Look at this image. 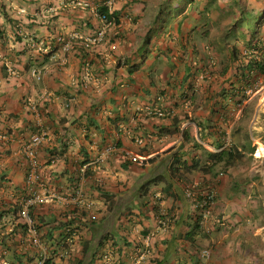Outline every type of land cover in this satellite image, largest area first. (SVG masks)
<instances>
[{"label":"crops","instance_id":"1","mask_svg":"<svg viewBox=\"0 0 264 264\" xmlns=\"http://www.w3.org/2000/svg\"><path fill=\"white\" fill-rule=\"evenodd\" d=\"M107 1L0 0V264H37L31 230L39 237L50 230L57 236L62 229L57 223L73 215L69 250L59 251L64 255L51 264H79L85 242L95 254L83 264H104V253L112 264H134L142 253L140 264H264V157L247 150L264 137V97L239 101L242 91L222 95L224 89L245 87L244 81L230 54L221 70L216 48L200 47L190 0L171 1L180 6L179 22L163 29L161 51L146 48L143 55L139 49L143 38L154 40L144 21L155 23L167 0H112L110 12L118 19L103 41L87 49L83 39L74 38L64 50L59 35L83 38L103 28L98 8ZM172 49L180 55L170 58ZM244 119L250 122L248 135L237 130ZM35 135L41 136L35 147L38 194L48 199L24 220L19 211L31 194L27 149ZM232 145L245 146V156L224 173L218 165L214 172L187 173L179 182L163 179L137 192L180 146L182 161L190 163L203 149L218 152ZM107 149L111 152L101 159ZM67 168L81 170L80 198L62 175ZM96 180L119 208L130 202L131 211L120 217L122 209L109 212ZM185 182L215 190L209 209H195Z\"/></svg>","mask_w":264,"mask_h":264},{"label":"trees","instance_id":"2","mask_svg":"<svg viewBox=\"0 0 264 264\" xmlns=\"http://www.w3.org/2000/svg\"><path fill=\"white\" fill-rule=\"evenodd\" d=\"M98 12L100 14L106 13V15L108 16V19L110 21L113 20V21L116 22L117 19H118L116 14H115V12H111V13L109 12V8H108L107 5H101L98 8ZM263 13L264 12H252V13L248 14L249 16H246L244 13H242L244 15H242V19L243 20H241L240 24H244V22L246 23V21L248 22L251 19V17H252V22H253L252 28H253V31H251L249 33V36H247V37H249L248 38V40H249L248 44H250L252 42L254 45L250 44L251 49L253 47H256L255 49H258V50L257 51L253 50V52H251V53H254V55H251L248 58V60H246L244 63H242V65H240L238 68L235 65L236 66L235 69H238L237 72H238V74H240V75H238V77H240L238 80L239 81H244L245 87L241 88L242 85H240L237 88L234 87L233 90L227 91L228 89H224L223 93H222V95L224 97L225 96H229V95L236 96V95H239L238 94L239 91H242L241 94H240V97H239V101H242L244 98L248 99L258 89V85H259L258 82H257L258 76L261 75V74H264V52H263L262 59H259L256 54H258L259 49L264 51V47L262 46V38H261V36L260 35L258 36V33H256V32L259 30L260 26H259L258 22H259V20H262L261 18L263 17ZM253 19H255V20L253 21ZM237 24L239 26L238 22H237ZM243 36L245 38V35H243ZM235 55H236V50L233 48L232 53L230 54L231 60L234 61L233 63H236ZM234 75L236 76L237 73H235ZM230 84H234V82L230 83ZM248 89L251 90L250 93L247 92ZM243 121L239 124V127L237 128V130H239V132H242L243 130L245 131V129L243 127L244 126ZM33 131H34V133H40V129H38V130L36 129V130H33ZM221 133H222L223 140H224L223 142H225V139H226V136H227L226 135V130L222 131ZM245 133L248 135V131H246ZM245 137H247V136H245ZM225 143H223L222 146ZM181 148H182V146L177 148V150L171 152L169 154V156H166V157L164 156L163 160L161 161V164H159V166L157 167V172H158V169H160V168H162L163 170H161L160 173H153V174L151 173V175H149L139 185V187L137 188V192H140V193L144 194L147 191V188L150 185H152L154 183H157L158 181H162L163 179H165L166 181H169L170 179L175 177V178H178L177 182H179L182 179H185V178L188 179V177L186 175L187 173L194 174V173H197V172H202V173L214 172L215 166H218V165H220L219 169H217L218 172H223L224 173V172H226L228 170L229 167H231V166L235 165L236 163H238L239 161H241L243 159V157L245 156V152L244 151H246L245 146H243L242 149H239V148H237L236 146H233V145L230 146V147L222 148L218 152H212V151L203 149L201 154H196V155H199V156L195 155L196 157L192 158L190 163H188L186 161H182L183 152H181V150H182ZM195 148L198 149L197 145H196ZM255 148L256 147H251V145L249 144V147L247 148V150H250L251 152L254 153L255 152ZM169 151H172V149H170ZM157 157H159V155L154 157V158H152V159H150V160H155V159H157ZM90 160L91 159L88 158L83 163H87ZM167 162L169 163L168 167H166ZM71 164L74 165L75 163L73 162ZM27 168H28V165H27ZM71 173H70L69 168H67V170H65L62 173V175L67 176V179L69 180V182L72 183L71 184L72 192L76 196V188L79 185V183L81 181V178H82L81 177V170L80 169L78 171L74 170ZM26 178H27V169H26ZM95 182H96L95 186H96L97 189H99V192H100L99 197L102 196L104 198V202H105V205L107 206L108 211L109 212H117L118 213V210H120V208L116 204V200L113 198V196H111L110 194H108L107 192H105L102 189V186L98 182V180H96ZM26 183H27V181H26ZM92 183H94V181ZM183 186H184L185 189L190 187V188L194 189L196 192H198L199 194H201L200 192H207V190H209V191L213 190L210 187L201 188L202 186L200 187V186L193 185V184L188 185L187 182H185L183 184ZM171 187H172V183L170 182L169 185L167 186L168 191H169V188H171ZM30 191H31V193H33V192L39 193L37 185L34 186L32 188V190L30 189ZM202 199H203V196H199L198 200L200 201ZM188 200H189V202L191 204H193L195 209L200 208V209H204L205 210V209H209L210 208V206L208 204H205L203 206H199L198 201H192L189 198H188ZM38 204H43V203H38ZM35 205H37V204L31 205L30 209L33 206H35ZM131 208H132V204L130 202L125 204V206L122 208L123 211L120 212L121 214H118L119 217L121 215H123L125 212L129 213L131 211ZM81 212L82 213L80 215H78V218H77L78 220H80L79 217H81L82 215L84 216L85 210L83 209ZM74 216L75 215H73L71 217L69 216L70 218L68 219V221L62 220L59 223H57L55 228H58V227L62 228L60 233L57 236L55 235L53 230H50V231L46 232L45 234H40L41 235L40 238L42 239V241L48 242L49 244L54 245L55 248H56L55 250H57V251H65V249L69 250V248L67 247L68 246L67 241H69L70 239L74 238V234H75V230L72 227V222L74 221ZM19 217H21L22 219L25 220V218H23L20 215V211H19ZM66 217H68V216H66ZM73 223H75V222H73ZM93 223H96V222H93ZM102 223L103 222L100 223V226H102ZM21 225L24 227L26 224H21ZM33 226L35 228H40L41 227V225H39V224H37V226L36 225H33ZM198 227H199V223L197 222V224L195 223L194 229L192 231H190L187 235L189 237H192L194 235L195 229L198 228ZM93 229L96 230V228H93ZM12 233L13 232H11V234ZM55 241H58V242H55ZM89 245L90 244L88 242H85V244L83 246V250H82L83 258H81L78 261L79 264H83L84 262L86 263V261L88 260L90 255L92 256V255L95 254L94 250H91ZM88 253H90V254L84 259V257ZM21 254L22 255H27V257H30L28 252H23ZM52 259L53 258L47 259L45 264H51L52 263ZM157 264H162V261H158Z\"/></svg>","mask_w":264,"mask_h":264},{"label":"rangeland","instance_id":"3","mask_svg":"<svg viewBox=\"0 0 264 264\" xmlns=\"http://www.w3.org/2000/svg\"><path fill=\"white\" fill-rule=\"evenodd\" d=\"M172 0H167L166 7L162 6V9L156 11L155 14V23L151 24L152 18L145 20V25L148 29L151 27V35L154 36V40L149 43L148 37L142 39L141 48L139 51L144 55L145 49L149 48L152 51H161L160 42L166 39L159 38L162 35L163 29L169 28L172 23H178L177 11L179 10V5L172 7ZM181 4L186 0H177ZM191 5L189 6L188 12L192 15V21L197 24L192 33L198 34L200 37L199 45L202 47V44L205 43L209 47H215L217 54L220 58L219 69L227 68V64L230 63L229 54L232 53L233 48L236 50L235 61L237 68L242 65L254 51L256 47L251 49L250 44L254 45L252 42L248 44L249 33L253 31L252 17L251 19L244 24H240L242 15L249 16V13L252 12H264V0H190ZM244 13V14H242ZM195 16V19L194 17ZM262 20H259V30L256 32L258 36L262 38V46L264 47V13ZM255 19H253L254 21ZM239 23V26L237 24ZM178 34V33H177ZM181 32V38L179 41L183 42L184 36ZM245 35V38L244 36ZM162 37V36H161ZM174 37V36H172ZM206 37L207 39L203 40ZM158 40V41H157ZM161 40V41H160ZM159 47V48H158ZM250 49V50H249ZM172 53L169 57L173 58L178 57L177 50L172 49ZM169 52V51H168ZM167 52V54H168ZM263 52L259 49L258 56L259 59H262ZM232 61V60H231ZM234 69V67L232 68ZM224 73V71H223ZM258 89L253 93L257 97H264V74L258 76ZM250 93V92H249ZM245 132L250 124L248 120L243 121ZM245 139H247L245 137ZM259 142L264 143V137L260 136ZM243 161V160H241ZM123 207H120L122 209ZM264 221V217L262 218ZM258 245L256 246V251H258Z\"/></svg>","mask_w":264,"mask_h":264},{"label":"built area","instance_id":"4","mask_svg":"<svg viewBox=\"0 0 264 264\" xmlns=\"http://www.w3.org/2000/svg\"><path fill=\"white\" fill-rule=\"evenodd\" d=\"M111 4H112V0H108L107 5L110 6L109 12L111 10ZM98 15H99V18L101 19V21H103V23H104V26L102 29L97 31V33L93 36H86L83 38H81L79 35H74L70 39H68L64 35H59L57 37V40L61 44L62 48L64 50H70L72 48V41L74 38L83 39V44H84L85 48H87V49H92V48L98 46L103 41V39L105 37L106 28L108 26L112 25L114 22L113 20L110 21L108 19V16L106 15V13L100 14L98 12ZM41 44H42L41 42H39L37 44L38 48H40L42 46ZM86 65H88V64H86ZM35 73L39 75L40 72L36 71ZM40 141H41L40 135L33 136L32 137V143L29 146V148L27 149V157L29 159V162H28V168H27L26 181H27L28 188H30L31 190L35 185L40 183V176L38 173L39 164L37 161L38 155H37V151L35 149L36 145H38ZM110 152H111V150L107 149L106 153L102 154L101 159L105 158V156L107 154H109ZM253 156L258 158V159L264 157V145L259 141H257V143H256V148H255V152L253 153ZM133 159L135 160L136 158L134 157ZM81 184L82 183L80 181L79 185L76 188V196L78 198H80L82 196ZM200 193L201 194H199L198 192H196L194 189H192L190 187L185 189L186 196L189 199H191L192 201H198L199 206H203L205 204H208L209 206H211L215 202L216 192L214 189L211 191L207 190V192H200ZM199 196H203V199L200 201L198 200ZM47 199H48V196L46 194L42 195V194H38L36 192L29 194V196L23 202L22 208L20 210V215L25 219H29L30 206L33 204H38V203H46ZM31 231L35 233L32 236L31 243L33 245L37 246L39 249L40 258L38 259L37 264H45L46 260L49 258H53V257L55 258L57 256L64 255V254L60 253L59 251L55 250L56 248L54 245H51L47 242L42 241V239L36 234L34 229H32ZM204 253L207 254V252H204ZM144 256H145V253L140 254L137 257L134 264H140V261H142L144 259ZM101 258H102L104 264H112V262H111L112 258L109 255V253L102 254ZM3 264H8V263L4 262Z\"/></svg>","mask_w":264,"mask_h":264}]
</instances>
